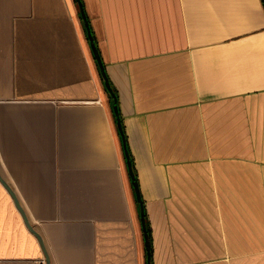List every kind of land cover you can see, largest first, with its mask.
<instances>
[{
    "label": "crops",
    "instance_id": "1",
    "mask_svg": "<svg viewBox=\"0 0 264 264\" xmlns=\"http://www.w3.org/2000/svg\"><path fill=\"white\" fill-rule=\"evenodd\" d=\"M152 264H264L262 0H82ZM0 177L51 264H147L113 99L75 0H0ZM0 181V264H45Z\"/></svg>",
    "mask_w": 264,
    "mask_h": 264
},
{
    "label": "water",
    "instance_id": "2",
    "mask_svg": "<svg viewBox=\"0 0 264 264\" xmlns=\"http://www.w3.org/2000/svg\"><path fill=\"white\" fill-rule=\"evenodd\" d=\"M75 1L78 3L79 9H80V14H81L83 23L85 25L87 36H88V39L90 42V47H91L93 55L97 61L99 71H100L101 77H102L103 82H104V87L107 90V92L110 94L111 98L113 99V110H114V114L116 116L118 130H119V133L121 135L123 148H124V152H125V157H126V161H127V165H128V170H129L130 177L132 180V184H133V187L135 190L136 199L138 201L139 208H140L141 224H142V229H143V233H144L145 248H146V253H147V264H152V243H151V237H150L148 227H147V222H146L145 206H144V202H143L141 194H140V188H139V185H138L135 173H134L131 156H130V153H129L128 148H127L126 138H125L124 130L122 127V121H121L119 108H118L117 95H116V93H115V91H114V89H113V87L109 81L108 75L106 73L102 57L100 55L99 49H98L96 42L94 40V36L92 34L90 24L88 22L86 13L84 11L82 0H75ZM0 181L4 184V186L6 187V189L9 191L10 195L12 196V198L15 202V205H16L17 209L19 210V212L21 213L27 228L38 239V241L41 245L43 254H44L45 264H51L49 254H48L46 247L44 245V241H43L42 237L34 229V227L30 224L28 217H27L25 211L23 210L16 194L8 185H6V183L2 180L1 177H0Z\"/></svg>",
    "mask_w": 264,
    "mask_h": 264
},
{
    "label": "trees",
    "instance_id": "3",
    "mask_svg": "<svg viewBox=\"0 0 264 264\" xmlns=\"http://www.w3.org/2000/svg\"><path fill=\"white\" fill-rule=\"evenodd\" d=\"M263 1V3H264V0H262ZM114 89V88H113ZM114 91H115V89H114ZM116 92V91H115ZM131 156V155H130ZM131 160H132V157H131ZM132 164H133V161H132ZM133 169H134V165H133Z\"/></svg>",
    "mask_w": 264,
    "mask_h": 264
},
{
    "label": "built area",
    "instance_id": "4",
    "mask_svg": "<svg viewBox=\"0 0 264 264\" xmlns=\"http://www.w3.org/2000/svg\"><path fill=\"white\" fill-rule=\"evenodd\" d=\"M45 263V261H43Z\"/></svg>",
    "mask_w": 264,
    "mask_h": 264
}]
</instances>
